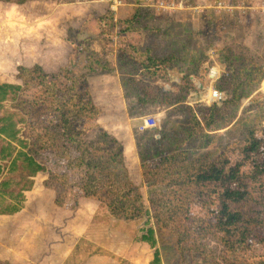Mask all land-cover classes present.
<instances>
[{
    "label": "crops",
    "instance_id": "1",
    "mask_svg": "<svg viewBox=\"0 0 264 264\" xmlns=\"http://www.w3.org/2000/svg\"><path fill=\"white\" fill-rule=\"evenodd\" d=\"M154 1L121 0L118 11L113 13L110 11V0H43L49 6V12L44 16L46 27L43 25L41 34L45 42H49V61L51 65H55L52 70H65L73 76L81 75L78 78L83 81V95L96 108L94 117L88 118L90 120L87 123L86 119L83 121L86 139H94L95 135L100 134H108L114 138L115 143L107 137H102L101 140L104 138L105 143L112 144L118 152V166L123 165L128 176L137 185L139 175L144 178L145 162L141 152L145 154L148 168L155 166V160L167 154L179 153L194 157L205 153L216 154L223 148L228 152L227 146L234 141L232 125L253 103H249L248 99L261 91L260 82L249 95L238 101L236 113L224 116L225 103L233 97L235 86L229 83L232 74L228 67L232 69V66L227 64L228 57L223 58L218 52V48L231 49V43L225 44L219 40L217 12L207 6H196L193 10L161 9ZM205 20L209 21L208 25ZM169 25L178 26L186 34L187 37H184L187 41L184 43L188 46V56L179 55L175 51L167 56L154 52L159 46L164 48L169 44L166 43V37L155 34L163 35L162 29ZM152 28L154 31L149 32ZM76 30H80L82 38L73 44L70 35ZM57 40L65 44H58ZM52 41L61 50L60 55L52 52ZM116 48L126 52L124 64H116ZM212 71H216V74L210 77ZM206 80L210 83L208 87ZM211 87L219 89L220 97L208 101ZM252 112L251 117L256 114L252 122L264 125V110ZM146 114L160 116L157 129L134 130L131 119ZM168 118L179 125L174 130L175 140H168L164 135L163 124ZM195 118L200 120L203 131L195 124ZM204 120H208L210 126L207 127ZM65 161L68 162L67 159ZM133 169L139 171H132ZM40 172L42 171L29 177L36 179ZM52 174L60 179L67 178L62 176L63 171H53ZM72 186L70 183L69 193L67 192L69 195L63 205L58 204L55 199L51 201V218L57 219L59 214L60 230L68 232L69 238L75 240L74 245L79 242L86 245L94 242L96 251L103 253L101 261L104 264L105 259L110 260L114 254L91 238L87 231L91 219L87 221L88 219L77 215L91 196L82 195L80 186L71 191ZM45 188L55 190L46 185ZM35 201L39 204L37 207L44 208V204L39 203H44L42 199ZM103 202L106 206L107 202ZM72 206L73 211L70 212L69 208ZM109 208H99L94 220L112 219L114 213ZM51 222L56 224L54 220ZM117 254V259L120 260L121 254ZM67 256L68 252L64 253L59 263H66Z\"/></svg>",
    "mask_w": 264,
    "mask_h": 264
},
{
    "label": "trees",
    "instance_id": "2",
    "mask_svg": "<svg viewBox=\"0 0 264 264\" xmlns=\"http://www.w3.org/2000/svg\"><path fill=\"white\" fill-rule=\"evenodd\" d=\"M18 76L24 84L35 81L43 90L33 99L17 95L13 106L31 114L43 103L48 118L39 126L29 118L26 122L27 137L21 135L16 120L4 118L0 122V174L6 161L8 172L22 166L34 175L44 169L45 163L51 169L60 159H67L74 169L84 174L81 194L101 196L118 216L107 220L95 219L87 228L91 238L101 246L111 245L115 250H126L138 240L146 242L154 248L151 264H164L158 244L165 252L172 248L182 259L202 257L206 261L217 262V256H221L227 264H264V254H247L255 243L264 242V147L260 149L262 156L250 155L252 150L258 149V141L244 143L235 149L239 158L234 164L229 153L219 149L216 154L194 157L167 154L160 156L155 160V166L148 168L145 154L141 152L145 162L144 178L152 185L165 186L145 198L128 176L127 169L123 165L118 166V152L112 144L105 143L104 138L101 140L107 137L115 143L114 138L108 134L95 135L90 140L84 137L86 128L83 121L94 117L96 108L78 87L83 84L78 78L81 75L73 76L65 70L55 71L35 63L29 67L22 66ZM20 89L18 82H0V109L6 99ZM195 122L203 131L200 120L195 118ZM204 122L210 126L208 120ZM233 139L236 141L234 132ZM234 165L238 168L235 172L232 170ZM249 166H252L251 171ZM63 180L52 174L44 181L46 186L55 188V201L60 205L65 203L71 183L66 178ZM11 183L13 181L7 179L0 181L2 212H13L19 208L18 203L7 200L8 196L14 201L23 193L14 194L7 190ZM210 198L216 199L218 211L225 215L223 219L192 213L194 201ZM137 212L146 215L144 224L137 235L126 234L123 224H130V218ZM218 250L221 251L219 255ZM0 264L3 263L0 261Z\"/></svg>",
    "mask_w": 264,
    "mask_h": 264
},
{
    "label": "rangeland",
    "instance_id": "3",
    "mask_svg": "<svg viewBox=\"0 0 264 264\" xmlns=\"http://www.w3.org/2000/svg\"><path fill=\"white\" fill-rule=\"evenodd\" d=\"M21 1L0 0V82L13 81L21 84L19 92L9 96L0 109V122L4 118L16 120L21 135L27 137L28 129L26 128V122L29 118H31V121L35 125L39 126L47 120L48 113L44 112L45 105L43 103L39 104V108H34L31 114H25L13 106V99L17 95L33 99L40 96L43 90V87L35 81H29L25 84L22 82V79L18 76L21 67H29L35 63H41L48 69H52L53 67L55 68V65H51L49 61V42H45L41 34L43 25L46 27L43 20L45 18L44 16L47 15L46 13L49 12L47 10L49 6L45 4L46 2L43 3V0ZM215 1L190 0L192 4L201 6V8H205L207 5L211 6ZM262 1L240 0L239 3L241 6L235 7L229 12H217L216 27H218L219 40L224 41L225 44L231 43V49H226L225 47L218 48V52L223 55V58L225 56L228 57L227 64L232 66V69L228 67L232 74L229 78V83L235 86L233 88V97L225 103L226 111L224 116L227 117L236 113L238 101L243 96L246 97L249 95L264 79V7ZM209 6L208 8L213 9ZM205 21V24L208 25L209 21ZM154 30L152 28L149 32ZM162 30H164L163 35H158L156 32L155 34L166 37V43L169 44L165 45L164 48L159 46L154 52L161 56H167L170 52L175 51L179 55L188 56V46L184 43L187 41L185 38L187 36L182 29H179L176 25H169ZM70 36L72 40L69 39L73 44L74 42H79L82 38L80 30L72 32ZM36 42H38V46H36ZM50 43L52 52L60 55L61 50L55 46L56 42L53 43L52 41ZM57 43L64 42L57 40ZM41 45H43L42 51ZM205 83L207 87L208 84L210 85L208 80ZM78 87L82 90L81 93H83V84ZM84 97L88 100L86 96ZM248 100L249 103L251 101L253 103L259 101L260 103H251L244 114L239 116L237 121L232 125L231 132H234L236 141H233L232 144L230 143L227 146V150L233 149L228 151L232 159V164L237 162V158H239V153L235 149L243 146L244 143L258 141V149L252 150L250 155L262 156L260 149L264 147V125L255 123V121L252 122L256 114L251 117V111H253L252 113L255 111L258 113L264 110L262 91H259ZM221 114L222 112L219 115ZM89 120L87 118L85 123L89 122ZM178 126V123L170 118L164 120L163 128L166 139L175 140L174 130ZM84 137L86 138L87 136L84 135ZM3 163L5 167L0 174V181L2 179L13 181L7 187V190L13 191L14 194L19 191L23 193L20 196L18 195L14 201H12L11 197L7 196L9 202L18 203L19 208L16 211L2 212L0 209L1 263L61 264L59 263L60 257L68 252L67 262L64 264H102L103 253L96 251L97 246L94 242H90L89 245L83 242L74 245L75 240L69 238L68 232L60 230L62 227L60 228L59 214L57 219L51 218V213H53L51 211V201L55 199L56 192L55 190L46 189L43 184L52 175L53 171H63L62 176L71 180L70 182L73 184L71 191H75L78 186H81L85 182L84 174L71 167L65 159L59 160L51 168L52 170L48 167L47 163L43 162V164L45 163L44 169L40 170L42 172L37 174L36 179L29 177V175L33 176L29 173L30 169H25L20 166L14 172H8V162ZM251 167L249 166V171H251ZM237 169L236 165L232 168L234 172ZM132 171H139V169H133ZM61 181H64L63 178ZM138 182V188L142 191L141 193L144 194L145 198L151 196L156 189L165 187L164 184L152 185L150 182L149 185L148 181L140 175ZM39 189H41L40 194L38 193ZM42 190L46 192H42ZM74 193L76 194V192ZM90 196L87 202H85L84 208L77 215L83 217L85 220L88 219L87 221L91 219L90 223H93L95 214L99 212L98 209L103 207V209L106 208L105 210H107L108 203L105 206L103 198L96 194ZM39 198L43 200L44 203L38 202L44 204V208L37 207L39 204L35 200ZM73 206L69 208L70 212L71 210L73 211ZM147 206L149 207L148 203ZM191 211L194 215H203L215 219H223L225 216L218 211L217 201L213 198L194 201L191 205ZM115 217L118 218L117 214H114L113 218ZM145 219L146 215L137 212L134 217L130 218V224H123V230L126 234L137 235ZM53 220L56 224L51 222ZM71 246H73V249ZM158 246L159 248L161 246L164 264H227L221 256H217V262L206 261L202 257L192 259L187 256V258L182 259V256L178 255V253L176 254L172 248L165 252L162 245L158 244ZM105 250L112 252L114 255L112 258L110 257V260L108 258L107 260L105 259L104 264H107V262L109 264H151L154 256V248L140 240L133 243L126 250H115L111 245L105 246ZM118 252L121 254L120 260L117 259ZM217 253L219 255L221 251L218 250ZM254 253L264 254V242L255 243L247 254L252 256Z\"/></svg>",
    "mask_w": 264,
    "mask_h": 264
},
{
    "label": "built area",
    "instance_id": "4",
    "mask_svg": "<svg viewBox=\"0 0 264 264\" xmlns=\"http://www.w3.org/2000/svg\"><path fill=\"white\" fill-rule=\"evenodd\" d=\"M110 8L113 13L118 11V7L121 3V0H110ZM240 0H216L212 3L211 6L207 5V7H212L216 12H229L235 7L241 6L239 3ZM263 7H264V0ZM154 3L161 9L167 10H176V9H195V5L190 2V0H155ZM244 6V5H243ZM114 59L117 65L124 64L126 52L123 49L116 48L114 50ZM260 89L264 96V79L261 82ZM220 97V91L216 87L210 88V93L208 97V101L216 100ZM264 120V117L263 119ZM160 121V116L155 114H146L134 119H131V124L134 130H154L157 129Z\"/></svg>",
    "mask_w": 264,
    "mask_h": 264
},
{
    "label": "water",
    "instance_id": "5",
    "mask_svg": "<svg viewBox=\"0 0 264 264\" xmlns=\"http://www.w3.org/2000/svg\"><path fill=\"white\" fill-rule=\"evenodd\" d=\"M215 74H216V71H212L210 77L215 76ZM158 133H160V130L158 131Z\"/></svg>",
    "mask_w": 264,
    "mask_h": 264
}]
</instances>
